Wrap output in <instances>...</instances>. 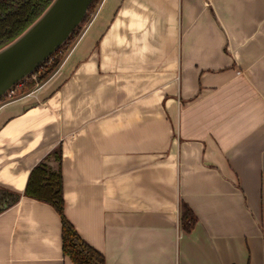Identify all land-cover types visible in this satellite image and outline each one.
<instances>
[{"label": "crops", "instance_id": "obj_1", "mask_svg": "<svg viewBox=\"0 0 264 264\" xmlns=\"http://www.w3.org/2000/svg\"><path fill=\"white\" fill-rule=\"evenodd\" d=\"M57 147L64 216L105 264H264V0H100L0 103V264H75L22 193Z\"/></svg>", "mask_w": 264, "mask_h": 264}, {"label": "trees", "instance_id": "obj_2", "mask_svg": "<svg viewBox=\"0 0 264 264\" xmlns=\"http://www.w3.org/2000/svg\"><path fill=\"white\" fill-rule=\"evenodd\" d=\"M52 0H0V48L12 41L27 28L50 4ZM100 0H92L82 22L70 33L67 40L47 59L32 71L18 88L23 93L45 81L61 62L63 48H68L75 40L82 25L87 21ZM52 157L57 164L60 160L58 147L29 171L23 194L50 203L60 217V240L62 253L75 264H105L103 255L87 244L74 230L63 213L59 167L50 169L46 159ZM16 198L19 194H14ZM179 221L181 228L189 232L195 222L190 209L180 204Z\"/></svg>", "mask_w": 264, "mask_h": 264}, {"label": "water", "instance_id": "obj_3", "mask_svg": "<svg viewBox=\"0 0 264 264\" xmlns=\"http://www.w3.org/2000/svg\"><path fill=\"white\" fill-rule=\"evenodd\" d=\"M92 0H52L18 36L0 48V98L50 57L82 22Z\"/></svg>", "mask_w": 264, "mask_h": 264}, {"label": "built area", "instance_id": "obj_4", "mask_svg": "<svg viewBox=\"0 0 264 264\" xmlns=\"http://www.w3.org/2000/svg\"><path fill=\"white\" fill-rule=\"evenodd\" d=\"M26 78L22 81H25ZM22 81L16 83L14 86L10 87L8 90L5 91L4 95L0 98V103L1 102H4V101H7V100H10L12 99L13 97H15L17 95V91H18V88L21 86L22 84Z\"/></svg>", "mask_w": 264, "mask_h": 264}, {"label": "rangeland", "instance_id": "obj_5", "mask_svg": "<svg viewBox=\"0 0 264 264\" xmlns=\"http://www.w3.org/2000/svg\"><path fill=\"white\" fill-rule=\"evenodd\" d=\"M97 7V6H96ZM95 7V8H96ZM95 10V9H94ZM94 12V11H93ZM92 12V13H93ZM91 16H92V14L88 17V19H87V21L91 18ZM87 21L84 23V24H86L87 23ZM84 24L82 25V27L84 26ZM81 30H82V28H81ZM81 30L79 31V33L81 32ZM79 33H78V35H79ZM77 35V36H78ZM66 51V48H63V50L61 51V54L63 55L64 54V52ZM18 93H19V91H17Z\"/></svg>", "mask_w": 264, "mask_h": 264}, {"label": "flooded vegetation", "instance_id": "obj_6", "mask_svg": "<svg viewBox=\"0 0 264 264\" xmlns=\"http://www.w3.org/2000/svg\"><path fill=\"white\" fill-rule=\"evenodd\" d=\"M26 80H27V79H26ZM26 80H25V81H26Z\"/></svg>", "mask_w": 264, "mask_h": 264}]
</instances>
